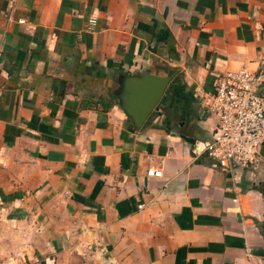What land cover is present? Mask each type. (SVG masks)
Listing matches in <instances>:
<instances>
[{
    "label": "crops",
    "instance_id": "0c3cea01",
    "mask_svg": "<svg viewBox=\"0 0 264 264\" xmlns=\"http://www.w3.org/2000/svg\"><path fill=\"white\" fill-rule=\"evenodd\" d=\"M261 56L264 0H0V264H264V145L236 181L196 152ZM147 73L173 79L139 128Z\"/></svg>",
    "mask_w": 264,
    "mask_h": 264
},
{
    "label": "built area",
    "instance_id": "2783aa9c",
    "mask_svg": "<svg viewBox=\"0 0 264 264\" xmlns=\"http://www.w3.org/2000/svg\"><path fill=\"white\" fill-rule=\"evenodd\" d=\"M15 1V0H10ZM25 21L19 20V23ZM95 23L93 19L91 21ZM264 56L259 71L226 72L214 84V92L203 96L206 112L216 118L212 137L196 147L207 155L213 167L236 181L240 172L257 169L264 145ZM149 177L161 178L163 171L148 170Z\"/></svg>",
    "mask_w": 264,
    "mask_h": 264
},
{
    "label": "water",
    "instance_id": "95a60500",
    "mask_svg": "<svg viewBox=\"0 0 264 264\" xmlns=\"http://www.w3.org/2000/svg\"><path fill=\"white\" fill-rule=\"evenodd\" d=\"M172 79L173 75L160 77L151 73L125 76L121 105L137 127H142L157 109ZM252 253L264 258V248L255 249Z\"/></svg>",
    "mask_w": 264,
    "mask_h": 264
}]
</instances>
